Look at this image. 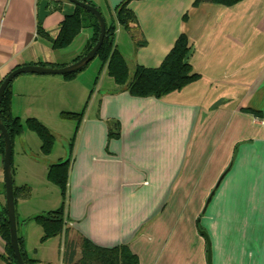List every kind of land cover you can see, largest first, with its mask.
I'll return each mask as SVG.
<instances>
[{
    "label": "crops",
    "instance_id": "crops-1",
    "mask_svg": "<svg viewBox=\"0 0 264 264\" xmlns=\"http://www.w3.org/2000/svg\"><path fill=\"white\" fill-rule=\"evenodd\" d=\"M48 1L43 27L54 39L76 6ZM89 1L111 22L123 0ZM194 1L131 0L138 38L146 41L139 48L116 22L115 43L131 76L137 64L159 67L178 37L188 36L200 76L179 91L160 98L115 92L99 59L92 71L71 79L22 74L12 81L13 115L24 126L37 118L63 142L45 155L38 135L25 127L13 146L14 184L31 188L16 203L17 229L35 264H65L66 239L76 242L79 258L83 237L101 247L127 244L140 264H208L198 224L210 238L212 264H264V0ZM40 2L0 0V83L21 65L67 66L93 37L86 27L55 49L38 34ZM84 107L68 173L67 231L42 242L44 230L31 217L61 204L59 187L47 178L49 165L67 157L77 127L70 119L53 128L44 112ZM109 120L119 121L118 138H109ZM5 247L0 235V264H7Z\"/></svg>",
    "mask_w": 264,
    "mask_h": 264
},
{
    "label": "trees",
    "instance_id": "trees-1",
    "mask_svg": "<svg viewBox=\"0 0 264 264\" xmlns=\"http://www.w3.org/2000/svg\"><path fill=\"white\" fill-rule=\"evenodd\" d=\"M85 1L97 7L89 0ZM131 0H123L115 8V19L111 22L106 20V36L102 46L100 47L96 58L101 61L102 67L106 66L108 74L114 79L117 88L113 91L123 92L126 91L132 96L137 97H156L160 98L168 95L174 91H179L196 81L199 74L195 73L191 63L193 47L185 33H182L176 40L173 48L167 54L161 65L157 68H147L142 65H136L133 75H130L127 60L120 52L115 43L116 35V22L124 27V29L131 34L136 41V48L143 46L146 41L140 40V26L136 14L129 7ZM242 0H195L193 5L199 6L204 3L209 4H222L225 6L236 5ZM56 10H61V2H55ZM74 13L67 15L61 22L60 32L56 38H52L43 27V22L38 24V34L52 41L55 49H61L69 46L74 39L80 34L81 30L86 27H92L93 37L87 43L84 53L78 56L74 61L80 59L86 54L97 42L100 26L97 18L87 10L75 5ZM99 9V7H97ZM106 19V18H105ZM184 19L187 20L188 16L185 15ZM87 66L81 70L65 74L67 79L74 78L77 74L84 71ZM11 85L6 89L4 98L1 103V119L7 128L12 144L14 146L15 139L24 133L25 127L35 132L42 141V152L48 155L56 141V134L44 123L35 117L26 119L25 126L19 117L12 113L11 109ZM87 105V103H86ZM85 105V107H86ZM85 107L79 112H62V116L67 119L75 120L77 127L74 137L67 144V157L60 159L49 165L47 178L50 182L57 185L61 191L62 202L59 207L38 213L31 217L35 220L44 230V235L41 238L42 242L61 235L66 226V199L68 191V173L71 165V156L74 147V141L79 129V125L84 117ZM257 114L258 111L252 110ZM109 125V138H118L120 135L119 121H108ZM4 138L0 135V155H4ZM14 167L12 164V174L14 179ZM0 194L5 197V183L4 179L0 185ZM15 203L19 198H28L31 195V188L29 186H16L14 184ZM18 213L16 211V220ZM0 235L6 241L5 255L3 256L7 264H18L16 256L10 245V231L8 222V213L5 203L0 202ZM19 247L22 258L25 264H35V260L29 258L23 235L18 230ZM76 242L66 239L64 245V263L65 264H140L138 256L132 252L127 244H120L113 247H101L87 238L81 239V255L76 258Z\"/></svg>",
    "mask_w": 264,
    "mask_h": 264
},
{
    "label": "water",
    "instance_id": "water-1",
    "mask_svg": "<svg viewBox=\"0 0 264 264\" xmlns=\"http://www.w3.org/2000/svg\"><path fill=\"white\" fill-rule=\"evenodd\" d=\"M74 5L80 6L81 8L92 13L98 20L100 26V33L96 44L80 59L73 63L63 66L54 67L46 64H28L21 65L11 70L0 83V132L4 138L5 148L3 155V179L5 183V200L8 213L9 231H10V245L14 251L18 264H25L22 258V254L19 247L18 241V229L16 220V203L14 194V179L12 174V161H13V144L10 134L5 127L1 119V103L4 98L6 89L12 83V81L19 75L22 74H59L65 75L74 73L85 66H87L97 56V53L102 46L106 36V19L97 7L86 3L81 0H69ZM50 7L48 0H41L39 5V20L44 21L45 18L50 14ZM211 198V197H210ZM210 200V199H209ZM200 233L205 237L208 246L207 262L212 264V246L210 238L205 230H200Z\"/></svg>",
    "mask_w": 264,
    "mask_h": 264
},
{
    "label": "rangeland",
    "instance_id": "rangeland-1",
    "mask_svg": "<svg viewBox=\"0 0 264 264\" xmlns=\"http://www.w3.org/2000/svg\"><path fill=\"white\" fill-rule=\"evenodd\" d=\"M99 64V60H98V58H95L94 60H92L88 65H87V67H86V70L85 71H87V72H85V73H88V72H90V71H92L97 65ZM108 86V85H107ZM64 112H70V111H64ZM72 112V111H71ZM45 113V115L43 116L44 118H46L45 120L46 121H48L50 124H52V127L53 128H58L59 130H61L60 129V126H68V122H65V121H67V120H70V119H67V118H64L61 114H62V112H60V114L58 115V113L57 112H55V111H53V110H50V111H45L44 112ZM53 121H56V122H54L53 123ZM43 123V122H42ZM58 125H57V124ZM45 124V123H44ZM54 124V125H53ZM46 125V124H45ZM47 126V125H46ZM52 130V129H51ZM52 131H54V130H52ZM57 136V138H56V141H55V143H57L56 145H57V147H56V151L58 150V149H61V147H62V145H63V142L62 141H60L61 140V138H59L58 137V135H56ZM54 143V144H55ZM59 143V144H58ZM2 181H3V156L2 155H0V185H1V183H2ZM58 187V186H57ZM57 189V188H56ZM59 189V188H58ZM62 202V201H61ZM60 206V205H59ZM200 219V218H199ZM199 223V222H198ZM66 227V226H65ZM198 228H199V230H204L203 229V227L200 225V224H198ZM66 229V228H65ZM66 232V231H65Z\"/></svg>",
    "mask_w": 264,
    "mask_h": 264
}]
</instances>
